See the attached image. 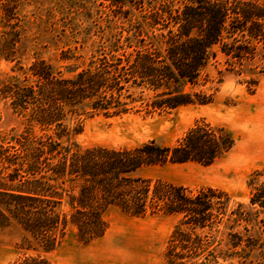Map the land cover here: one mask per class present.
I'll return each mask as SVG.
<instances>
[{"label":"trees","instance_id":"obj_1","mask_svg":"<svg viewBox=\"0 0 264 264\" xmlns=\"http://www.w3.org/2000/svg\"><path fill=\"white\" fill-rule=\"evenodd\" d=\"M154 1L148 0L146 10L152 24L166 21L162 49L152 42L146 47L143 39L140 49L100 57L71 77L38 61L29 69L33 85L9 83L1 90L27 123L14 139L13 153L5 157L12 169L0 174V228L15 224L22 232L18 256L7 264H52L46 255L70 227L81 245L100 239L107 230L102 215L109 207L133 217L179 216L166 244L165 264L240 260L245 247L256 245L252 236L245 239L235 230L243 222L252 224L250 213L241 204L229 209L224 191L207 187L193 192L140 174L167 164L211 165L234 145L223 127L197 123L172 146L151 140L134 147L80 148L73 140L82 130L81 124L68 125L73 115L86 110L125 113L143 100L145 91L152 93L145 100L152 108L208 104L212 96L195 88L217 54L229 71L242 73L264 50V2L187 0L180 11H168L165 17L155 6L150 9ZM133 3L137 9L144 6V0ZM15 41L1 47L3 56L14 55ZM34 127L50 135L33 136ZM249 205L264 208V186L254 190Z\"/></svg>","mask_w":264,"mask_h":264},{"label":"rangeland","instance_id":"obj_2","mask_svg":"<svg viewBox=\"0 0 264 264\" xmlns=\"http://www.w3.org/2000/svg\"><path fill=\"white\" fill-rule=\"evenodd\" d=\"M133 1L0 0V174L6 175L12 169L5 157L13 153L14 139L27 128L23 114L12 108L11 96L1 90L9 83L33 85L35 78L29 70L32 64L44 61L55 73L71 77L103 56L132 53L144 44L148 47L149 42L157 48L164 47L161 34H166L167 28L163 27L166 21L161 19L152 24L146 10L148 0H144L141 9ZM186 1L155 0L150 9L155 6L154 10L158 8L166 17L168 11L172 14L180 11ZM121 3H124L122 8ZM14 40V55L3 56L1 47L6 41ZM262 55L264 50L244 72L238 73L236 68L229 71L224 57L217 54L195 88L212 96L208 104L152 108L145 104L152 93L145 91L143 100L133 102L125 113L105 115L86 110L67 121L71 128L82 126L81 132L73 137L80 148L134 147L151 140L161 146H172L189 128L201 122L227 130L234 145L209 166L189 162L140 172L144 177L193 192L207 187L220 189L229 197V209L234 210L241 204L250 213L248 219L252 224L243 222L235 230L245 239L252 236L257 240L256 245L244 248L243 259L219 260L220 264H264V208L249 205L254 190L264 186ZM50 132L38 127L31 131L36 137ZM102 217L107 223L103 237L81 245L75 238V229L70 227L59 245L46 255L49 261L52 264H165L166 244L179 216L159 213L133 217L109 207ZM21 237L22 232L15 224L0 228V264H7L18 256Z\"/></svg>","mask_w":264,"mask_h":264}]
</instances>
